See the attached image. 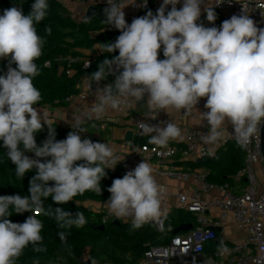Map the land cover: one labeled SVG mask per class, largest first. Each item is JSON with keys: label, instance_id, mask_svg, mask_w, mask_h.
Instances as JSON below:
<instances>
[{"label": "clouds", "instance_id": "9594fccd", "mask_svg": "<svg viewBox=\"0 0 264 264\" xmlns=\"http://www.w3.org/2000/svg\"><path fill=\"white\" fill-rule=\"evenodd\" d=\"M143 2L147 4V0ZM180 3L163 0L155 14L149 10L129 24L123 11L126 5L107 0L102 23L121 34L114 43H105L103 51L118 50V55L105 58L98 70L85 77L89 87L93 82L97 85L95 100L86 113L73 117L75 130L71 125L73 131L63 140L56 139L49 113L36 107L42 94L33 83L40 74L35 61L46 44L36 25L47 17L49 0H34L27 15L18 6L3 10L0 60L6 59L8 68L0 75V141L7 149V160L15 165L17 179L22 180L34 168L37 172L29 181L30 195H0V264H17L30 245L35 252L46 251L41 234L44 224L37 218L40 214L63 229L82 228L87 223L82 212L73 216L61 207L44 206V199L49 197L61 205L85 192L101 195L105 169L119 162L114 145L82 139L85 120H100L108 109L132 107L134 101L145 99L149 114L158 116L169 110L190 114L206 98L207 111L198 110L201 121L208 125V132L202 136L204 143L217 145L233 137L246 149L264 129V28L257 27L247 14V5H241L243 14L231 16L219 27H205L198 22L204 0H183L178 9ZM169 5L171 10L166 11ZM204 11L207 21L214 25L217 14L213 8ZM45 32L51 35V27L45 26ZM161 50L163 59L158 58ZM89 66L90 62L85 65ZM109 75L114 81L101 87L100 82ZM45 125L47 138L38 145L36 134ZM139 127L156 148L167 149L170 141L184 139L181 128L171 120L140 122ZM25 152L34 153L36 158ZM153 172L143 160L122 178H115L107 189L109 213L120 219L131 218L132 229L146 224L163 229L168 209L162 207L163 189ZM24 212L32 215L23 223L8 219L13 213ZM58 235L67 242L65 232ZM229 252L221 241L218 253Z\"/></svg>", "mask_w": 264, "mask_h": 264}, {"label": "trees", "instance_id": "16d2710c", "mask_svg": "<svg viewBox=\"0 0 264 264\" xmlns=\"http://www.w3.org/2000/svg\"><path fill=\"white\" fill-rule=\"evenodd\" d=\"M86 1V0H85ZM34 0H0V15L3 10L18 6L23 8L27 15L31 11ZM50 8L47 17L37 24V31L41 37L46 39L42 56L36 60L40 68V74L34 78L35 87L41 92L42 100L36 107L48 106L51 108H62L67 100L79 92L78 86L81 79L89 76L98 70V64L105 58L111 59L116 54H99L92 57H85L81 51H91L94 47H103L105 43L115 42L121 34L119 30L111 25L102 23L104 19L102 6H96V13L88 20L74 21L67 13L66 9L56 0H49ZM214 25L207 21L206 13L200 16L199 23L208 24L210 27H219V16ZM170 11V10H168ZM147 13V12H146ZM140 13V16L146 15ZM155 14V13H153ZM133 19L126 21L130 24ZM45 26L51 27V35L45 32ZM69 58L76 60L88 59L90 66L83 69L79 65L69 64ZM159 59H163L162 50ZM48 64V66H45ZM12 67H15L13 64ZM8 61L0 60V75L6 73ZM67 72H70L67 75ZM114 76L101 81L100 85L105 86L113 82ZM99 123L97 122V125ZM56 129V139H66L70 129L63 128L54 123ZM48 130L45 125L44 130L36 134V142L42 145L47 138ZM91 139V138H89ZM94 141L93 139H91ZM134 145L147 143V139L135 138ZM7 149L0 141V195H30L29 181L36 175L34 168L27 172L22 180L15 176V165L6 158ZM26 155H34L25 152ZM175 158L173 165L181 167L185 171L205 170L208 172L207 181L215 184H231L235 174L242 168L244 150L235 141L226 143L223 149H218L212 162H193L178 160ZM83 161L76 162L77 164ZM107 175L101 180L102 194L96 195L93 192H85L77 195L66 204L58 205L51 197L44 199L45 208L61 207L69 211L73 216L77 212H82L87 219V223L82 228L72 227L70 229L58 228L55 221L42 214L38 215L44 227L42 236L46 251L35 252L30 245L17 260V264H88L95 261V264H139L145 251L149 246H164L170 240L186 233H177L173 230L183 225H194L195 218L192 214L178 210L173 215H167L162 231H158L152 224H146L140 229H132L131 223H122L117 226L112 221L105 223L104 230H96L95 227L102 225L101 213L87 210L85 203H105L110 193L107 189L111 186L115 178H122L125 175L124 168L118 166L115 169H105ZM52 182H49L51 184ZM31 212L15 214L8 217L14 223H23ZM65 232L67 242L60 240L58 233ZM218 245L215 249H218ZM84 261V257H86Z\"/></svg>", "mask_w": 264, "mask_h": 264}, {"label": "built area", "instance_id": "2783aa9c", "mask_svg": "<svg viewBox=\"0 0 264 264\" xmlns=\"http://www.w3.org/2000/svg\"><path fill=\"white\" fill-rule=\"evenodd\" d=\"M117 4H124L135 13H146L151 10L156 13L157 9L163 3V0H147L145 5L143 0H115ZM183 0L176 7L179 9L182 7ZM247 5V14L254 20L256 26L264 28V0H214V9L219 15V26L221 23L230 19L233 15H241L242 6ZM108 7L107 2L102 5V10ZM171 10L169 5L166 11ZM69 64H75L81 66L83 69H88L85 65L89 62L78 61L76 59L69 58L67 60ZM45 66H48L46 64ZM70 72H67L69 75ZM113 75H109L111 77ZM107 77V78H108ZM79 92L72 95L67 102L78 99L85 101L87 99L95 100V89L88 86V81L81 79L78 86ZM82 89V90H81ZM204 100H200L197 108L207 111L204 108ZM137 102H133L132 107H123L120 110L108 109L109 112L118 113L125 110H131ZM159 116V114H158ZM158 116L153 113L149 114V111L139 115L134 120V128L136 138L146 139V135L142 134V130L139 127L140 122H149L157 124L160 121ZM195 117V114L192 115ZM201 120V119H200ZM182 130L184 135L183 144L181 147L169 146L167 149L156 148V146L149 144L148 142L142 145H136L130 153H118L115 155L118 157V163L114 168L118 166L124 168L125 174L127 171L134 169L143 160L149 163L154 172L153 175L158 178H165L184 182L188 178H192L197 187L191 196H186L181 191L176 193V199L180 210L192 214L195 218V223L192 225V229L182 236L174 237L170 242L164 246H149L145 251L139 264H183L187 259H193L196 264H210L203 255L204 247L217 238L216 228L224 225V219L221 218L217 221H210L206 214L213 210H221L223 212H229L233 216L236 227L245 231L246 238L243 242L236 244L229 248L230 252L225 255H220L218 251L214 252V257L222 259L228 256H234L232 264H264V191H259V185L254 173V165L257 163H264V155L261 147V132L252 138L251 143L244 150V159L242 168L235 174L233 180L239 182L244 180L245 187L243 190L236 194L230 184H215L208 182V172L205 170H193L185 171L178 166H174V160L176 157H180L183 161L198 162L200 159L213 156L218 149H223L229 141H236L233 137H227L220 141L217 145H210L204 143L202 136L208 132L207 122L204 121V128L195 129L182 126L176 123ZM104 125L100 122L96 125L97 132L104 131ZM75 130V129H74ZM228 130L231 132L232 128L229 125ZM73 131V129H71ZM82 139L90 138L85 132L80 133ZM96 142L107 143L105 138L96 140ZM30 158L35 159V155H28ZM44 158H41L43 162ZM50 159V158H47ZM264 174V167L262 169ZM163 196L165 195L164 187ZM215 193L216 195L209 201H201L199 196L201 194ZM89 210V209H87ZM91 211V210H90ZM99 213L102 215V225L112 220L113 215L109 213V210L100 209ZM153 225V224H152ZM158 231H162L155 225H153ZM211 234V236H209ZM199 246V251L197 247ZM91 264V263H88Z\"/></svg>", "mask_w": 264, "mask_h": 264}, {"label": "crops", "instance_id": "0c3cea01", "mask_svg": "<svg viewBox=\"0 0 264 264\" xmlns=\"http://www.w3.org/2000/svg\"><path fill=\"white\" fill-rule=\"evenodd\" d=\"M59 2L67 11L68 15L76 22L82 20L86 14V11L89 7H96L97 5L102 6L104 5L107 0H56ZM139 1V0H136ZM205 8H213L214 9V0H204V4L201 5V16H203L206 12L204 11ZM125 13V19H134L139 17L140 13H135L130 10L128 6L123 9ZM219 16V15H218ZM205 27H210L208 24H204ZM81 54L87 58L99 55V54H111L107 51H103V47L96 46L91 51H81ZM79 59L78 61H87L88 59ZM89 61V60H88ZM103 87L102 85H100ZM82 90V89H81ZM202 98L201 100H204ZM94 101L92 99H87L85 101H80L75 99L70 103H66V105L62 108H51L48 106L37 107L40 111H47L49 113V118L59 126L72 129H75L74 119L73 117L76 115H83L86 113L92 103ZM202 112V109L198 108ZM197 109H193L190 114H186L183 111H176V110H169L168 112H161L159 113L158 120L159 121H173L174 123H179L182 126L188 128H195L201 129L204 128L203 122L200 120L199 111ZM149 111L146 105V99L137 102L131 110H125L118 113L109 112L106 114L105 119L103 120H85V123L82 125L84 132L89 135L91 139L96 142V140L105 138L107 143L110 145H114L116 147V152L118 153H130L133 151L134 145L133 140L136 138L135 128H134V120L137 116ZM195 114V117L192 115ZM97 122L104 125L103 132L96 131ZM132 133V140L127 141L126 135L127 133ZM147 142L149 137L146 136ZM236 142V141H235ZM183 144V140H176L170 141L169 146L174 147H181ZM214 156V155H213ZM180 157L178 158V160ZM183 161V160H182ZM264 167V163H257L254 165V173L256 175L259 191H264V174L262 169ZM181 168V167H179ZM182 169V168H181ZM158 184L161 187H164L165 195L163 196L162 200V207L168 209V215H173L175 212L180 210L177 199L176 193L181 191L186 196H191L195 191L197 184L192 178H188L184 182H179L176 180L165 179V178H158L156 177ZM233 191L236 194H239L243 188L245 187V181H235L233 180L230 184ZM216 194H201L199 199L201 201H209L211 200ZM84 207L93 211L98 212L100 209H106V203H85ZM108 209V208H107ZM206 217L210 221H217L222 217L224 219V225L216 228L217 238L220 241L215 243H209L204 247L203 255L208 260L210 264H232L234 261V256L224 257L222 259H218L214 257V252L218 251L215 249V246L220 244L221 241L230 248L236 244L243 242L246 238V233L243 230H240L236 227L233 216L229 212H223L221 210H213L206 214ZM117 220L119 224L122 223H131V218L125 220L117 218L113 215L112 222ZM215 239V240H216ZM214 240V241H215ZM87 256L84 257V261L86 260ZM183 264H196V261L193 259H187Z\"/></svg>", "mask_w": 264, "mask_h": 264}, {"label": "water", "instance_id": "95a60500", "mask_svg": "<svg viewBox=\"0 0 264 264\" xmlns=\"http://www.w3.org/2000/svg\"><path fill=\"white\" fill-rule=\"evenodd\" d=\"M96 7L92 6V7H89L86 11V14L83 18V20H88L89 18H91L92 16L95 15L96 13ZM114 54L118 55V50L116 52H114ZM97 87L96 83L93 82L92 83V87L93 89H95ZM126 140L127 141H131L132 140V133H127L126 135ZM261 147H262V151H263V155H264V129H262V132H261ZM213 157L214 156H209V157H206V158H203V159H200L198 162H212L213 161ZM113 225L117 226L119 225V222L117 220H114L112 222ZM96 230H99V231H102L104 230V226L103 225H100V226H97L95 227ZM192 229V225H183V226H180L179 228L175 229L172 231V233L174 235H176L177 233H187L189 232L190 230ZM220 240L219 239H216L215 241H212V243H215V242H219ZM211 243V242H210Z\"/></svg>", "mask_w": 264, "mask_h": 264}]
</instances>
